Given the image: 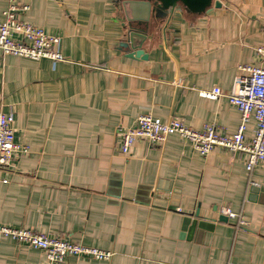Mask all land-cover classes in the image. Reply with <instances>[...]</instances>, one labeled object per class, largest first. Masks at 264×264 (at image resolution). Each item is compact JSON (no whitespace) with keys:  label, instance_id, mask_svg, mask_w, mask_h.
<instances>
[{"label":"crops","instance_id":"0c3cea01","mask_svg":"<svg viewBox=\"0 0 264 264\" xmlns=\"http://www.w3.org/2000/svg\"><path fill=\"white\" fill-rule=\"evenodd\" d=\"M126 1L17 0L23 20L59 37L65 60L0 50V112L13 115L15 141L29 149L3 173L0 225L112 253L60 264H264V161L247 173L244 153L217 147L202 156L177 134L162 144L136 139L123 155L119 135L142 113L233 133L239 111L225 94L240 66L261 64L264 0L179 3L151 16L136 39L145 59L122 45L128 18L146 16ZM7 6L0 0V21ZM214 86L222 95H201ZM253 128L251 119L247 138ZM222 207L249 224L217 221ZM196 210L215 222L188 238L182 219ZM0 264L57 263L0 236Z\"/></svg>","mask_w":264,"mask_h":264},{"label":"built area","instance_id":"2783aa9c","mask_svg":"<svg viewBox=\"0 0 264 264\" xmlns=\"http://www.w3.org/2000/svg\"><path fill=\"white\" fill-rule=\"evenodd\" d=\"M27 6L20 5L17 0H8L0 21V50L4 54L38 60L47 58L52 61L65 60L59 50V37L46 33L41 27L21 18ZM256 55L260 65H242L240 74L233 81L232 87L225 94L230 104L239 111V123L233 133H222L212 123H206L201 129H193L178 118L166 121L153 117L151 113L139 114L134 124L126 129H119L121 136V153L128 155L136 139H144L152 144H162L171 134H177L188 140L193 148L202 156L220 147L232 152L246 155L245 170L251 173L254 166L264 161V46L256 47ZM208 99H216L222 95L218 86L201 91ZM254 120L253 134L247 138L245 131L250 120ZM14 117L11 113L0 112V183H7L3 176L10 170L14 161L29 152L25 144L15 141ZM253 187L259 184L249 181ZM220 213L228 219L236 220V224L245 227L249 222L228 207H222ZM0 236L9 237L17 242L41 250L46 262L62 263L69 255L92 257L97 260L109 259L112 253L97 247L75 243L60 238L49 237L34 229H16L8 225H0Z\"/></svg>","mask_w":264,"mask_h":264},{"label":"water","instance_id":"95a60500","mask_svg":"<svg viewBox=\"0 0 264 264\" xmlns=\"http://www.w3.org/2000/svg\"><path fill=\"white\" fill-rule=\"evenodd\" d=\"M129 4H135V2H140L145 7V17L141 19L128 18V35L126 40L122 43L123 47L129 48L130 51L127 54L129 57H142L146 58V54L140 48L141 43L136 41L137 38L141 39L142 42L145 39V33L149 28V19L153 17H164L169 11H173L177 8V4L182 3L190 8H197L210 4L211 0H127ZM216 7H219L221 3L219 1H213ZM137 24V26L134 25ZM143 25V26H142ZM228 217L223 214H219L217 221L226 222ZM215 222V219L211 218H201L198 210L192 215H184L182 219V231L187 232L188 238L192 236L196 227L209 229Z\"/></svg>","mask_w":264,"mask_h":264}]
</instances>
